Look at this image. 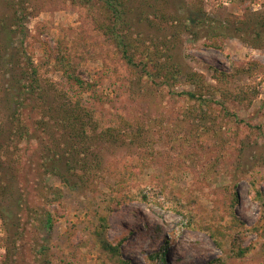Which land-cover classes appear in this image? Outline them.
Returning <instances> with one entry per match:
<instances>
[{
    "label": "rangeland",
    "instance_id": "rangeland-1",
    "mask_svg": "<svg viewBox=\"0 0 264 264\" xmlns=\"http://www.w3.org/2000/svg\"><path fill=\"white\" fill-rule=\"evenodd\" d=\"M129 4L131 23L143 35L161 33L149 23L155 14H172L186 21L190 30L182 34L183 41L174 52L175 60L184 69L204 74L211 82H214L210 69L213 66L245 67L252 61L264 66V45L252 46L256 30L264 38V0H131ZM137 10H142L143 16ZM26 26L28 51L50 99L61 103L67 98L73 101L81 98L101 128L116 124L118 114L132 113L134 105L126 89L129 76L126 67L115 54L112 42L96 29L85 8L63 0H47ZM222 33L226 35L219 36ZM214 41L221 43L223 51L209 46ZM12 46L5 54L11 53ZM57 46L70 54V59L82 72L88 73L89 80L96 83L95 93L82 91L68 80L51 54ZM9 74L0 72L1 131L7 128L5 117L13 106V101L6 102L2 89L7 86ZM245 84L256 86L259 94L251 106L237 104L232 108L238 117L264 128V106L261 107L264 73L230 78L231 88ZM240 127L239 134L244 138L249 131L243 125ZM232 128L231 123L223 125V134L232 135ZM1 131L0 146H4L1 142L6 129ZM201 139L199 150L210 138ZM245 142L240 167L235 165L229 170L224 161L221 169L214 161L213 167L209 163L206 167L194 165L204 169L202 172L210 177L206 181L197 179L190 164L186 167L183 163L181 170H172L167 164L172 151L156 156L149 166L136 170L130 166L131 149L124 146L103 152V166L106 168L109 164L110 169L103 173V183L97 189L66 187L56 176L44 175L42 181H36L31 170L32 186H46L48 193L54 187L62 191L60 199L48 207L52 213L49 229L42 226L39 209L24 199L18 181L7 179L4 170H0V264H104L99 256L101 238L113 244L121 241L119 257L131 264H219V261L221 264H264V206L252 200V191L256 189L264 197V141L259 137L254 142L246 138ZM161 149L165 150L164 146ZM170 164L174 165L173 158ZM124 169L132 176L135 173L132 179L168 181L178 192L195 197L198 214L206 217L210 226L222 227L223 231L228 229L232 234L228 226L232 225L233 217H237L246 228H257V233L245 236L241 242L242 247L249 246L245 256L233 257L229 237L221 246L217 245L207 231L185 226L179 214L166 210L157 201L150 204L134 201L111 211L107 209V196L113 192ZM71 180L73 183L77 178L73 176ZM23 190L36 191L42 198L46 196L43 188H31V184L25 185ZM233 194L237 195L235 202L231 199ZM98 217H105L108 224L106 230L100 231L101 237L93 233L95 227L102 229ZM237 230L239 227L234 229Z\"/></svg>",
    "mask_w": 264,
    "mask_h": 264
},
{
    "label": "trees",
    "instance_id": "trees-1",
    "mask_svg": "<svg viewBox=\"0 0 264 264\" xmlns=\"http://www.w3.org/2000/svg\"><path fill=\"white\" fill-rule=\"evenodd\" d=\"M46 1L0 0V72L10 73L7 86L2 89L6 102L13 101L5 117L7 128L0 130L4 132L6 129L5 139L1 142L5 145L0 146V170H4L7 179L11 177L18 181L24 199L39 209L44 228L52 226L51 208L48 207L60 199L62 191L54 187L48 193L46 186L33 184L38 189L43 188L45 198L33 190L25 192V185L33 187L31 170L36 181H42L44 175L56 176L66 187L97 189L103 183V173L110 169L109 164L106 168L103 166V152L107 149L113 152L124 146L131 149L133 159L130 166L136 170L149 166L156 156L172 151L167 162L172 170H181L183 163L186 167L190 164L197 179L206 181L210 177L202 172V167L208 163L213 167V161L214 165L220 164L219 169L223 161L229 170L235 165L240 167L241 155L247 146L245 139L254 142L260 137L264 141V128L252 120L238 117L232 108L237 104L251 106L259 94L256 86L245 84L231 88L229 85L230 78L239 74L250 77L264 73V66L256 61L245 67L229 64L227 69H222L213 66L210 69L214 82L198 71L184 69L175 60L174 52L190 25L172 14H155L149 23L161 33L143 35L131 23L128 13L132 10L131 0L63 1L85 8L96 29L112 42L115 54L129 74L126 89L134 105L132 113L128 116L118 114L116 124L101 128L81 98L74 101L67 98L61 103L50 99L41 85L37 66L26 43V23ZM149 6L153 7V4ZM137 13L143 16L142 10ZM223 35L226 34L219 36ZM255 36L252 46L264 45L261 44L264 43L261 32L256 30ZM10 45H13L11 53L5 54ZM209 46L223 51L221 43L216 41ZM51 54L76 88L95 93L96 83L74 64L68 52L57 46ZM84 75L88 78L83 79ZM263 106L264 99L261 100ZM230 123L234 126L232 135H224L222 127ZM240 125L249 131L244 138L239 134ZM202 137L210 139L199 150ZM163 146L165 150L161 149ZM171 158L174 165L170 164ZM196 164L202 167H194ZM73 176L77 180L72 183ZM119 176L113 192L107 196L106 208L110 211L129 202L150 204L157 201L166 210L179 214L185 226L207 231L217 245L221 246L229 237L231 254L235 258H243L249 248L241 246L243 238L258 232L257 228H246L237 217H233L232 225L228 226L232 234L227 232L228 229L223 231L222 227L210 226L206 217L198 214L197 199L178 192L168 181L132 179L135 177L126 169ZM251 185L253 187L254 183ZM231 199L237 201V195L233 194ZM252 200L264 206L260 190L252 191ZM98 221L102 229L95 227L93 233L101 237L100 231L106 230L108 224L105 217H98ZM236 227L239 230L234 231ZM120 242L113 244L100 239L99 256L104 264H131L119 257ZM155 255L159 256V253Z\"/></svg>",
    "mask_w": 264,
    "mask_h": 264
}]
</instances>
